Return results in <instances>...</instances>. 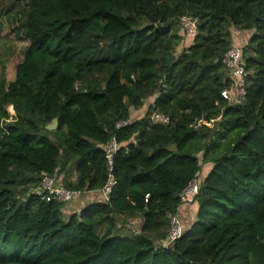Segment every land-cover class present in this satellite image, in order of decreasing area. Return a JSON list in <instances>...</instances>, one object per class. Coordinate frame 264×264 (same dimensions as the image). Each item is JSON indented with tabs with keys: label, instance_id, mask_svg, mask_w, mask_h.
<instances>
[{
	"label": "trees",
	"instance_id": "trees-1",
	"mask_svg": "<svg viewBox=\"0 0 264 264\" xmlns=\"http://www.w3.org/2000/svg\"><path fill=\"white\" fill-rule=\"evenodd\" d=\"M17 1L9 21L25 46L0 81V264H264V0ZM184 16L196 21L192 38L179 33ZM232 29L247 74L228 100ZM69 167L64 187L98 196L65 216L37 186ZM201 168L194 220L168 241L160 231ZM131 217L140 231L121 236Z\"/></svg>",
	"mask_w": 264,
	"mask_h": 264
},
{
	"label": "built area",
	"instance_id": "built-area-1",
	"mask_svg": "<svg viewBox=\"0 0 264 264\" xmlns=\"http://www.w3.org/2000/svg\"><path fill=\"white\" fill-rule=\"evenodd\" d=\"M181 21V32L183 37L192 38L196 31V21L190 16H184L180 19ZM221 63L229 70L232 79H234V84L230 90L222 91V97L228 100L234 99L236 92L234 87L237 86V93L242 95L244 93V80L246 76V70L244 69V59L242 57V45L235 43V39L232 36V44L228 50L222 55ZM155 121L167 122L166 117L162 115L155 116ZM130 123V120L120 121L116 123V128L122 127ZM119 148V143L115 136L111 137L110 140L103 145V153L105 157V167L107 170V181L103 188H101L102 198L107 199L108 193L111 191L114 184L113 177V160L114 156ZM203 178H200L196 174L195 178L183 188L180 193V207H186L189 204L194 203V199L198 194L200 184ZM38 192L44 196V198L49 201L51 199L56 200L61 203H68L72 199H77L83 194L84 191L67 189L61 186L53 175L44 174L41 176ZM184 226L182 220L178 214L172 215L169 219L168 227V241H174L178 239L184 232Z\"/></svg>",
	"mask_w": 264,
	"mask_h": 264
},
{
	"label": "rangeland",
	"instance_id": "rangeland-1",
	"mask_svg": "<svg viewBox=\"0 0 264 264\" xmlns=\"http://www.w3.org/2000/svg\"><path fill=\"white\" fill-rule=\"evenodd\" d=\"M23 9H24V4L21 1L18 2L17 0L16 1L15 0H0V81L8 82V81L13 79L14 74H15L16 65L22 59V50H23V47L25 46V42L19 40L17 34H14V32H11L14 28L13 25H15L16 21L14 23H11L9 21V19H10V17L12 18V16L15 13L21 12ZM178 27H179L178 28L179 33L182 34L181 26L179 25ZM231 32H232L233 39H235V43L242 45L241 38H240V31L232 29ZM245 34H246V40H247L249 32L248 33L245 32ZM246 40L243 39V45H244V42ZM182 43H181V46H178L175 49V54H178L180 52L181 48L187 44V43L184 44V42H182ZM150 101H151V98L145 101L142 108H140L138 110H131V119H136V118L142 117L145 113L146 106L149 105ZM5 109H6V112L8 113L7 120H10L11 109H10L9 105H6ZM46 129L48 131L52 132L53 130L56 129V127L52 128V129H48V128H46ZM53 137L54 136L50 135V138L54 142H58V139H56V137L55 138H53ZM201 155H202L201 153L198 154L199 162L201 161V157H202ZM200 165L202 168L205 169V171H207V167H209L208 164L200 163ZM202 168H201L200 172L198 173V175H200L201 178H203L205 175V171H203ZM53 176L56 179V181L61 186L64 187L63 184H64V182H66V180L72 181L74 179V177H75L74 168L69 167L65 171H62L60 174H56V176L54 174ZM38 186H37V189H38ZM19 190H20V187H17L16 191H19ZM96 196H98V194L96 195V192H91L90 194H86L87 201L89 199H91V200L96 199ZM77 201H78L77 199H72L68 203L69 204L77 203ZM63 206L65 207V205H63ZM194 206H195V202L186 206V213L185 214H187L186 217L188 218L186 225L191 224L194 220V217L192 214L195 211ZM81 207H82V205H79V208H81ZM177 212L179 215L180 212L179 211H177ZM131 226L133 229L132 232H134V229L136 228L135 222L132 223ZM102 227H103V225L97 227L96 231L100 232V229ZM167 227H168V224L164 228V232L160 231L161 235L166 233ZM125 230H126V227L124 226L122 229V232H124ZM159 242H161L163 244V241L160 240ZM157 243H158V241H157Z\"/></svg>",
	"mask_w": 264,
	"mask_h": 264
},
{
	"label": "crops",
	"instance_id": "crops-1",
	"mask_svg": "<svg viewBox=\"0 0 264 264\" xmlns=\"http://www.w3.org/2000/svg\"><path fill=\"white\" fill-rule=\"evenodd\" d=\"M56 176V174H55ZM91 192H95V191H86L83 193V195L79 196L77 198V203H72V204H69V203H66L65 204V207L62 208V212L64 215H70L71 213L73 212H77L80 208H79V205H84L86 203H89V202H92L94 200H91L89 199L87 201V197H86V194H90ZM96 195H97V192H96ZM89 198V197H88ZM180 213L179 215L181 216V220L183 222H187L188 218L186 217L187 214L186 213V207H181L179 208L178 210ZM193 214V217H195V211L192 213ZM135 222V225H136V228L134 229V232H132V226L131 224ZM141 223H142V220L138 217H131L130 219H128L125 223H122V228L119 229V233L121 236H130L132 234H135V233H138L140 231V227H141ZM120 226V225H119ZM126 227V230L124 232H122V229L123 227Z\"/></svg>",
	"mask_w": 264,
	"mask_h": 264
},
{
	"label": "water",
	"instance_id": "water-1",
	"mask_svg": "<svg viewBox=\"0 0 264 264\" xmlns=\"http://www.w3.org/2000/svg\"><path fill=\"white\" fill-rule=\"evenodd\" d=\"M56 126H57V120L53 119L50 124L46 125V128L52 129V128L56 127Z\"/></svg>",
	"mask_w": 264,
	"mask_h": 264
},
{
	"label": "clouds",
	"instance_id": "clouds-1",
	"mask_svg": "<svg viewBox=\"0 0 264 264\" xmlns=\"http://www.w3.org/2000/svg\"><path fill=\"white\" fill-rule=\"evenodd\" d=\"M86 192V191H85ZM84 193V192H83Z\"/></svg>",
	"mask_w": 264,
	"mask_h": 264
}]
</instances>
